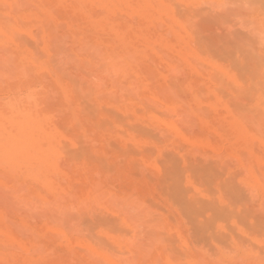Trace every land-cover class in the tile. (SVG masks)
Masks as SVG:
<instances>
[{
  "label": "bare ground",
  "instance_id": "obj_1",
  "mask_svg": "<svg viewBox=\"0 0 264 264\" xmlns=\"http://www.w3.org/2000/svg\"><path fill=\"white\" fill-rule=\"evenodd\" d=\"M37 262L264 264V0H0V264Z\"/></svg>",
  "mask_w": 264,
  "mask_h": 264
},
{
  "label": "rangeland",
  "instance_id": "obj_2",
  "mask_svg": "<svg viewBox=\"0 0 264 264\" xmlns=\"http://www.w3.org/2000/svg\"><path fill=\"white\" fill-rule=\"evenodd\" d=\"M181 5H182L181 3H176L177 11H182V9H183V5H182V6H181ZM198 7H199V8H198ZM215 7H216V6H213V7H212V6H210V5H208V4H205V3L202 4V6L198 5V6L196 7V8H198L197 10H199V9L201 10V9L203 8L204 11H207V10H208V12H209V8H210V10H212V11H210V12H211V15H212V16H213V15L215 16V17H214V16L212 17L213 19L210 18V21H207V23H206V20H205V19H204L205 21L202 20V19H200L201 23L199 22V25H200V24H201V26H202V25H205V26H206V24H207V26L211 25V26L214 27V31H216V33H218V34H227V33H228V30H227L226 26H225V25H221V24H219L218 22H219L220 20H221V21L223 20V21H225V22H224V24H225V23H229V22L231 21V23H233L232 28H233L234 33H235V32H240V33H241V31L243 30V29L240 27V26H242L241 23H240L241 21H240L239 19H237V20L234 19L233 16L231 17L229 14H228V15H229V16H228V15H227L228 12H226L225 14L222 13V12H221L222 10H221L220 8H217V7L215 8ZM180 8H182V9L180 10ZM196 8H195V9H196ZM207 8H208V9H207ZM211 8H212V9H211ZM206 9H207V10H206ZM213 10H214V11H213ZM216 10H217V11H216ZM218 10H219V11H218ZM220 10H221V11H220ZM227 10H228V9H227ZM227 10H226V11H227ZM212 13H213V14H212ZM215 13H216V14H215ZM234 17H235V16H234ZM231 18L233 19V21L236 20V21H237V24H236V22H232V19H231ZM202 21L205 22V23H203ZM238 21H239V22H238ZM208 22H210L209 25H208ZM229 24H230V23H229ZM226 25H228V24H226ZM237 25H238V26H237ZM236 34H237V33H236ZM238 34H239V33H238ZM243 34H244V33H243ZM244 35H246V34H244ZM246 36L250 37L249 39H253V37L250 36V35H246ZM257 44H258V42L256 43V45H257ZM254 48H255V47H254ZM257 48H259L258 45H257ZM255 49H256V48H255ZM116 113H118V112L116 111ZM118 114H119V113H118ZM120 114H121V112H120ZM120 114H119V116H120ZM122 115L125 116L123 113H122ZM123 116H122L121 119H123ZM120 117H121V116H120ZM142 126H144V125H142ZM146 126H147V125H146ZM146 126H144V129H143V130H145V129L147 128V129H146L147 131H145V132H149V131H151V129H152V132H151V133H148V134H151V135H153V136H154V135H160V134H159V133H160V130H159V129H158V130H159V131H158V130H156L157 128H155V127H154L155 129H153V128H150L151 126H147V127H146ZM148 130H149V131H148ZM114 142H116V141H114ZM116 143H117V142H116ZM149 146H150V145H149ZM151 146H152V145H151ZM173 149H174L175 151H174ZM173 151H174V152H173ZM164 152H165V153H164ZM164 152H163V155H164V154H167V155H164V158H165L166 156H168V154H169V155H171V154L173 155V154H174V156H177V157H179V155H181V153H179L180 151H179V150L177 151V147H175V146L172 147V148H167V149H165ZM177 153H178V154H177ZM179 158H181V156H180ZM160 159L163 160V157H161ZM160 159H159V162L162 163V161H160ZM248 194H249V193H248ZM160 203L162 204V208H161V209H163V211H164V210H167V208L165 209L166 206L164 207V205H165L166 203H165L164 201H163V202L161 201ZM166 205H167V204H166ZM159 206H161V205L159 204ZM103 211H104V210H103ZM103 211L99 210L98 213H97V215H98V216L110 217V218H111V215H113V214H111L110 212H109V214H108V211H106V210H105L104 212H103ZM105 213L107 214V216H106ZM97 215H96V216H97ZM76 216H77V215H76ZM112 218H114V217L112 216ZM74 221H76V220H74ZM172 221H173V220H172ZM176 221H177V220H174L173 222H176ZM84 222L87 223L88 220H84ZM84 222H83V221L80 222V223H83V225H84V226H83L84 228H83L82 226H80V227H82V229L79 227V225H80L79 222H77V223H78L79 230H80V229H81V230L84 229L83 231L86 230L87 233H88V231H90V230H88L87 227L91 226V228L94 229V230L91 229L92 231H90V233H89L90 236L92 235V236H91L92 238H94V239L96 238L95 240L98 241V242H99L100 239L104 240V242H103V241L101 242V240H100V242L103 243V244H104L105 242H107V243L111 242V241L108 242L109 239H108L106 236H104V234H102V232L99 233V232L101 231V228H100V227H101L102 225H101L98 221H97L98 223H97L96 221H95L96 223L94 222V223H95V224H94L95 226L92 224V220L88 222L89 224H88V223L85 224ZM66 223H67V222H66ZM66 223H65V224H66ZM68 223H69V222H68ZM68 223H67V224H68ZM90 223H91V224H90ZM185 223H187V224H185ZM117 224H118V223H117ZM85 225H87V226L85 227ZM184 225H185V230H186V232H188L189 230H188L187 228H188V227L190 228V224H189L188 222H186V220H185ZM68 226H70V227L72 228V226H71L70 223H69V225H64L65 228H69ZM76 226H77V224H76ZM186 226H187V227H186ZM78 227H77V229H78ZM121 227H123V229H122ZM24 228H25V227H23V229H24ZM89 228H90V227H89ZM119 228H120V229H119ZM118 229H119V230H118ZM26 230H27V232H28V229H26ZM26 230H25V231H26ZM81 230H80V231H81ZM115 230H118L119 233H121V232H123V233H130V232H131L130 228H128V227L122 225L121 223H119L117 226H116V224H115ZM128 230H130V231H128ZM234 230L237 231L236 228H234ZM83 231H82V232H83ZM94 231H95V233H97V234H95ZM91 232H92V234H91ZM189 232L191 233L192 230L190 229ZM189 232H188V233H189ZM233 232H234V231H233ZM83 233H86V232H83ZM190 233H189V234H190ZM234 233H235V232H234ZM237 233L239 234L238 231H237ZM93 234H95V237H94ZM236 235H237V234H236ZM97 238H98V239L100 238V239L97 240ZM94 239H93V240H94ZM107 239H108V240H107ZM60 240H61V239H60ZM60 240L57 239V243H58V244H59V242H60V244H61L62 241H60ZM249 242H250V241H249ZM105 244H106V243H105ZM191 244L193 245V242H192V241H191ZM254 244H255V243H253V245H254ZM106 245H107V244H106ZM109 245H110V248H109V249H111V252H113L115 255H124V256H126V254H123L122 252H120V248H119L118 246H114V245H116V244L113 245V243L111 242V244H108L107 246L109 247ZM255 245H256V246H255ZM255 245H254V246H255L256 248H258L259 246H261L260 244H259V246H258L257 244H255ZM214 246H215V245L212 244V248H213V249H214ZM57 247H58V248H56V250H57L58 252H59L60 250L63 249V248L59 249V248H60V245H57ZM215 247H216V246H215ZM259 248H260V247H259ZM260 249H262V248H260ZM69 250H76V248L71 247V248H69ZM37 263H39V262H37ZM40 263H41V264H47V262H46V263H45V262H43V263L40 262ZM40 263H39V264H40Z\"/></svg>",
  "mask_w": 264,
  "mask_h": 264
}]
</instances>
